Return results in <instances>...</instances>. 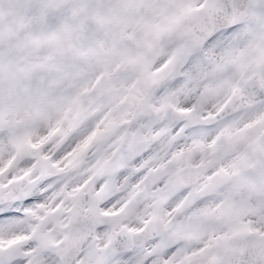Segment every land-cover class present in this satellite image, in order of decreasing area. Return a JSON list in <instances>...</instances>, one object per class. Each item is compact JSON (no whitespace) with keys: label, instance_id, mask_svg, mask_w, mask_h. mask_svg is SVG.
I'll use <instances>...</instances> for the list:
<instances>
[{"label":"snow or ice","instance_id":"obj_1","mask_svg":"<svg viewBox=\"0 0 264 264\" xmlns=\"http://www.w3.org/2000/svg\"><path fill=\"white\" fill-rule=\"evenodd\" d=\"M25 14L0 264H264V0H155L119 55L79 0Z\"/></svg>","mask_w":264,"mask_h":264},{"label":"rangeland","instance_id":"obj_2","mask_svg":"<svg viewBox=\"0 0 264 264\" xmlns=\"http://www.w3.org/2000/svg\"><path fill=\"white\" fill-rule=\"evenodd\" d=\"M94 1L95 5L93 6L90 1H86L87 6L83 7L87 8V12L85 13L81 11V16L78 21L80 30L83 34H85L86 39L95 38L98 32L102 33L103 37L111 44L114 55H119L120 52L126 48H136L138 46V36L136 30L129 28L127 35L122 36L119 29L124 21H139V19H142L143 17L139 14L134 16L132 14V7H130L129 4H124L125 0H114L117 2L112 6L113 9L110 8L113 0H106V4L105 0ZM116 8L119 10H116ZM114 10L118 11L120 17V21L115 27L109 26L107 23L110 14L114 13ZM33 19L34 18L31 16H26V14L24 16L20 13L16 15L15 20L19 22L22 21L24 26L22 28L24 32L20 30L22 36L27 35V30L31 28ZM139 22H141L144 26H147L151 22V19L144 18ZM3 68H5L4 65ZM16 74L18 76L20 73L17 72ZM6 77H0V98L15 101L19 95L18 88H14L16 82L14 81L15 83L4 87L1 80Z\"/></svg>","mask_w":264,"mask_h":264}]
</instances>
